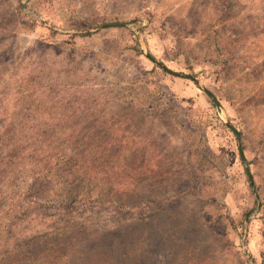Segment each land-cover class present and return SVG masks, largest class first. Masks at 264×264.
<instances>
[{
  "label": "rangeland",
  "instance_id": "374dc122",
  "mask_svg": "<svg viewBox=\"0 0 264 264\" xmlns=\"http://www.w3.org/2000/svg\"><path fill=\"white\" fill-rule=\"evenodd\" d=\"M129 175L141 206L61 226L65 184ZM81 228L114 264H264V0H0V264Z\"/></svg>",
  "mask_w": 264,
  "mask_h": 264
},
{
  "label": "trees",
  "instance_id": "16d2710c",
  "mask_svg": "<svg viewBox=\"0 0 264 264\" xmlns=\"http://www.w3.org/2000/svg\"><path fill=\"white\" fill-rule=\"evenodd\" d=\"M96 138L98 139L99 137L96 136ZM126 140V139H125ZM76 145L79 144V142H75ZM71 149V154H68V147L66 148V152H64V158L65 157H69V159L65 160L62 157V168L63 169H67L70 170L72 167L76 166V163H73L74 160H76L75 158H73V154L75 155V150L76 152L82 151L83 148L80 147H76L73 144V147L70 148ZM79 153V152H78ZM82 154V152H81ZM82 157H84V154L81 155ZM205 159L207 158V156H204ZM131 168H135L136 163H129ZM147 168V164L142 166ZM69 168V169H68ZM52 170V169H51ZM159 170V169H158ZM47 177L50 178L51 177V173L50 171L47 172ZM112 180L110 181H114V182H110L107 183V187L104 190H99L93 193H79L78 190H76L77 186H74L73 182L70 183V185H66L65 184V189L63 190L61 197H59V199L61 198L62 202L60 204L56 203V208H55V213L57 214H62L65 215V218L62 219L63 220V224L61 226H65V227H70L73 223H76L77 220H79V223L81 224V227H85L84 225H86L85 220H87L88 217L83 218V215L80 216L81 213L80 210L82 209H86L91 207L92 205H99V204H107V203H113L116 206H119V208H136L138 206H141L142 202V198L141 197H137L138 193L141 191L138 188H136V182H138L137 179H134V177H131V175L125 177L122 181H120L119 179H114V177L111 178ZM119 180V181H118ZM118 181V182H116ZM165 182V181H164ZM168 182V181H166ZM66 183V182H65ZM117 183V184H115ZM183 189H181L179 191L178 194H175V197L178 196ZM144 199L146 197H143ZM151 198V197H150ZM174 197H172L171 199H173ZM143 199V200H144ZM168 197H163V199H161L162 201V205H165L163 203H165V201H168ZM47 199H45V203ZM51 203V201H50ZM162 208V206L158 207V209L156 210L157 212L160 211V209ZM155 212V213H157ZM92 213V212H91ZM148 213V214H147ZM54 214V213H53ZM126 214V213H125ZM123 214V215H125ZM151 214H149V212L145 211V216H149ZM144 218V217H143ZM142 218V219H143ZM120 219V218H119ZM117 220V222L120 223V220ZM118 224V223H117ZM124 226V225H122ZM120 226V228L122 227ZM57 230H60L61 228H56ZM55 229V230H56ZM119 229V228H118ZM115 230V229H114ZM110 231V230H109ZM112 231V230H111ZM118 231H122L121 229H119ZM58 232V231H57ZM54 232L52 234H38V245L39 243H42L44 246V248H41L38 251V264H53L50 263L52 260L54 261V264H75L73 263V260L75 259V257L79 256V254H83V257L81 259V261H79L78 264H114L113 262H115L116 260V253L119 251L116 246H111L108 249L111 251L110 253H100V249H98V251L95 253V255L90 256V258H88V253L90 251H93L96 247V244L98 241L103 242V239L100 237L95 238V240H93L94 242H92L90 239V237L92 236V232H88V230H83L81 228V234L83 236V238L88 237V239L85 241L83 240V238H79L78 240L75 241V245L77 244V246L68 248L69 249V256H65L62 257L61 255L64 254V251L61 250L60 248H57L59 250L60 253L62 254H58L57 253V244L58 243V233ZM114 232V231H112ZM56 233V234H55ZM110 233V232H108ZM108 233H105L104 235H108ZM126 234H120V236L116 237V239L118 240L119 238V244H124L125 240H129V239H124L126 238ZM129 237V236H128ZM115 241V238L113 237L112 242ZM85 242V243H83ZM95 243V244H94ZM93 244V245H92ZM41 245V244H40ZM50 246V247H49ZM54 246L55 249L50 250V248ZM46 254V255H45ZM115 254V255H114ZM124 254V252H123ZM96 258V262L93 260H95ZM62 260H64L65 262H62ZM117 261V260H116ZM119 262H116V264H118Z\"/></svg>",
  "mask_w": 264,
  "mask_h": 264
},
{
  "label": "water",
  "instance_id": "95a60500",
  "mask_svg": "<svg viewBox=\"0 0 264 264\" xmlns=\"http://www.w3.org/2000/svg\"><path fill=\"white\" fill-rule=\"evenodd\" d=\"M168 70H169V69H168ZM169 71H171V70H169ZM171 72H172V71H171ZM176 74L181 75V76H184V77L191 78V79H193L194 81H196V82L200 85V83L197 81V79L194 78V77L191 76V75H188V74H182V73H176ZM207 92H208V93L214 98L215 101H217L216 98H215V96H214L209 90H207ZM242 155H243V153H242Z\"/></svg>",
  "mask_w": 264,
  "mask_h": 264
}]
</instances>
